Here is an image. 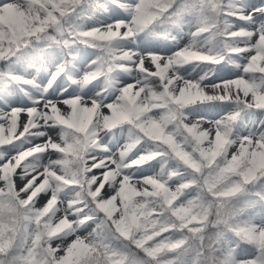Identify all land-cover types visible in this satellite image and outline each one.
Wrapping results in <instances>:
<instances>
[{
	"label": "snow or ice",
	"instance_id": "obj_1",
	"mask_svg": "<svg viewBox=\"0 0 264 264\" xmlns=\"http://www.w3.org/2000/svg\"><path fill=\"white\" fill-rule=\"evenodd\" d=\"M0 264H264V0H0Z\"/></svg>",
	"mask_w": 264,
	"mask_h": 264
}]
</instances>
